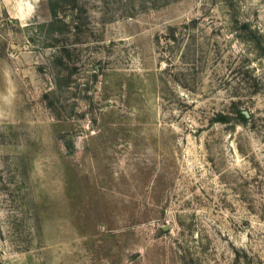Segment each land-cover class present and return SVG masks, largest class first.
<instances>
[{
	"label": "rangeland",
	"instance_id": "rangeland-1",
	"mask_svg": "<svg viewBox=\"0 0 264 264\" xmlns=\"http://www.w3.org/2000/svg\"><path fill=\"white\" fill-rule=\"evenodd\" d=\"M0 264H264V0H0Z\"/></svg>",
	"mask_w": 264,
	"mask_h": 264
},
{
	"label": "trees",
	"instance_id": "trees-1",
	"mask_svg": "<svg viewBox=\"0 0 264 264\" xmlns=\"http://www.w3.org/2000/svg\"><path fill=\"white\" fill-rule=\"evenodd\" d=\"M241 117L244 118V119H247L246 115L244 113H241Z\"/></svg>",
	"mask_w": 264,
	"mask_h": 264
}]
</instances>
